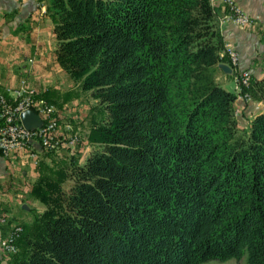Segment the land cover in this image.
Masks as SVG:
<instances>
[{"label": "trees", "instance_id": "16d2710c", "mask_svg": "<svg viewBox=\"0 0 264 264\" xmlns=\"http://www.w3.org/2000/svg\"><path fill=\"white\" fill-rule=\"evenodd\" d=\"M57 59L107 118L9 264H264V109L245 129L210 0H48ZM248 92L264 104V80ZM49 101V100H48ZM243 128V129H242ZM18 241V242H19Z\"/></svg>", "mask_w": 264, "mask_h": 264}, {"label": "crops", "instance_id": "0c3cea01", "mask_svg": "<svg viewBox=\"0 0 264 264\" xmlns=\"http://www.w3.org/2000/svg\"><path fill=\"white\" fill-rule=\"evenodd\" d=\"M234 1L256 20L255 28L244 29L231 23H220L226 6L223 0H210L224 44L238 53V69L249 72L253 83L261 82L264 80V0ZM57 46L54 23L46 8H39L37 0H0V91L16 89L25 80L38 92L49 90V99L59 106L54 101L56 97L70 91L69 87L74 88V84L58 63ZM214 79L226 90V86H232L230 92L236 93L232 74L216 67ZM235 108L239 122L242 120L247 128L262 112L264 104L257 100L237 101ZM66 118L78 121L80 117L75 113L61 114L64 125ZM61 135L65 137L67 134L62 132ZM33 145L42 161L47 163L50 153L37 142ZM65 152L61 150L58 154L62 156ZM85 154V158L90 155L89 152ZM42 176V171L33 167L24 153L6 159L0 151V211L13 220L29 222L31 215H35V212H29L30 206H35L37 202L32 196V189ZM9 228V225L1 226L0 233L6 235Z\"/></svg>", "mask_w": 264, "mask_h": 264}, {"label": "rangeland", "instance_id": "374dc122", "mask_svg": "<svg viewBox=\"0 0 264 264\" xmlns=\"http://www.w3.org/2000/svg\"><path fill=\"white\" fill-rule=\"evenodd\" d=\"M37 3H38V6L40 9L46 8V12H47L48 0H37ZM226 13H227V8H226ZM226 13L224 14V16L226 15ZM223 17H222V19H223ZM222 19L220 20V23H224V22H222ZM54 28H55V25H54ZM56 39H57V37H56ZM57 42H58V40H57ZM224 51H225V48H224ZM224 51H223V53H224ZM223 53L221 54V56L222 57L225 56L227 58V63H224V64L228 65L231 68V70H232L231 74L233 76V80L235 82V87L237 90L238 83L236 81V78H237L238 73H240L242 71L238 69V66L237 67L232 66L229 62L228 56L223 55ZM32 61L33 60L31 59V62ZM58 63H59V61H58ZM59 65L64 69V71H66L70 75V79L72 80V82L74 84V88L69 87L70 91L66 92L62 96L56 97L57 99L54 101H56L59 104V106L55 105L54 104L55 102H51V100L49 99V97H48L49 96V90L46 92H38L35 88L28 86L25 80L20 82V85L18 88H16V89L5 88V89H2L0 91V94H3L5 92L7 93V90H10V92L8 93V96L10 98H12L13 97L12 90H18L23 84H25V86L27 88H29L30 90H32L34 92L35 97L37 99H44L48 103L49 106H52L54 108L53 117L56 119V121L58 123L57 135H58V138L61 140V142L63 144L64 143L68 144V141L70 140V138L78 137V139H79L78 143L75 145L74 148H71L68 145H63L57 150H52V151H48V152L46 151L47 153H50V154H48L49 161L47 163L42 161L41 156H39V153L34 148L33 144L35 142L39 143L38 141H33L31 143L32 148L30 147V151L23 150V151H17L13 154H10L9 156H4L3 154L2 155L6 159H10L18 153H24L26 158L32 164V166L35 168H38L42 171L43 176L40 177L38 179V181L41 178H43L44 180H50V181L60 180L61 181L60 184H61L62 188L64 190H68L72 186L73 180L71 179V177L63 179L62 174H67L68 176H71L73 163L78 162L79 165H81L82 163L85 162V160L87 158V157L85 158L86 152L91 153V152L100 150L101 147L97 144L90 143L88 138H89L91 130L96 125H99V124L105 122V120L107 118V114H106V111L104 110L103 106H101L99 104L98 100L94 98L92 91L83 90L81 81L75 79L68 72V70L66 68H64L60 63H59ZM213 75H214V73H213ZM251 83H252V78H251ZM250 86H251V84L249 85V88H250ZM226 88L229 91H232V89H233L232 86H226ZM249 88H244V87L238 86V89H241V91H242L241 94H248L250 96L249 101H246V102H250V101L254 100L252 95L248 92ZM237 101H241V98H237L236 102ZM73 110H74V113L76 115H78V117H80V118L78 119V121H76L73 118H66L65 121L67 123L65 122L66 124L64 125L62 123L63 120L61 119V114H64V113L74 114L72 112ZM235 113L238 116V110L236 108H235ZM40 119H41V117H40ZM41 121H42V119H41ZM20 122H21V118H20ZM21 124H22V122H21ZM239 124H240V126H244L242 120H240ZM243 128L245 129V127H243ZM62 132L66 133L67 135L65 137H63V135H61ZM31 149H33V150H31ZM61 150L66 151L65 153H63L62 156H61V154H58ZM30 153H34V154L38 155V157L32 158L29 156ZM30 207L31 208L29 209V212L31 214L35 212V215H33V214L31 215L32 219L29 222H26L24 220L23 221L22 220H13L10 215L4 214L0 211V218H3L5 220V221L3 220L4 222H2L0 220V229H1V226H3V225H9L10 226L6 235H2L0 233V264H9L19 254V252H21V246H20L19 240H20L22 234L25 233V229L31 228L33 226L34 222L36 221L37 217H39L40 215H42L46 211V206L44 204H42L39 200H37L35 206L31 205ZM39 208H41V211H37ZM17 234H18V237L16 240L17 251L15 253H6L2 248L1 242L3 240L7 239V237H9L10 235H17ZM206 264H247V263H246V259L243 258L240 261H236V260H231V261H227V262L212 261V262H208Z\"/></svg>", "mask_w": 264, "mask_h": 264}, {"label": "built area", "instance_id": "2783aa9c", "mask_svg": "<svg viewBox=\"0 0 264 264\" xmlns=\"http://www.w3.org/2000/svg\"><path fill=\"white\" fill-rule=\"evenodd\" d=\"M227 8V13L222 22L232 23L240 28L252 29L257 26L255 19L250 17L241 9L234 0H223ZM223 55H227L232 66H238V53L231 46L225 45ZM251 74L247 71L238 73L236 81L237 98L241 101H249L248 94H241L238 86L249 88ZM7 93L0 94V150L4 156H9L17 151H30L31 143L38 141L44 151L57 150L63 145L74 148L78 143V137L70 138L67 143H62L57 135L58 123L53 117L54 108L49 106L44 99H37L32 90L23 84L18 90H12L13 97L10 98ZM247 99V100H246ZM31 110L38 114L42 119V125L36 129L28 130L20 122V115L24 111ZM32 148V147H31ZM33 150V149H31ZM32 158L38 155L30 153ZM2 222L5 220L0 218ZM4 220V221H3ZM17 235H10L1 242L2 248L6 253H15Z\"/></svg>", "mask_w": 264, "mask_h": 264}, {"label": "water", "instance_id": "95a60500", "mask_svg": "<svg viewBox=\"0 0 264 264\" xmlns=\"http://www.w3.org/2000/svg\"><path fill=\"white\" fill-rule=\"evenodd\" d=\"M218 67L227 74L232 73V70L228 65L220 64ZM20 118L23 126L28 130L36 129L42 125L40 117L31 110L23 112Z\"/></svg>", "mask_w": 264, "mask_h": 264}, {"label": "bare ground", "instance_id": "6f19581e", "mask_svg": "<svg viewBox=\"0 0 264 264\" xmlns=\"http://www.w3.org/2000/svg\"><path fill=\"white\" fill-rule=\"evenodd\" d=\"M250 84H251V82H250ZM250 84H249V85H250Z\"/></svg>", "mask_w": 264, "mask_h": 264}]
</instances>
